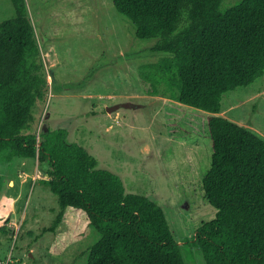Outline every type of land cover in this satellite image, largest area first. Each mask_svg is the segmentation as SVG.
I'll return each instance as SVG.
<instances>
[{"label":"trees","instance_id":"obj_1","mask_svg":"<svg viewBox=\"0 0 264 264\" xmlns=\"http://www.w3.org/2000/svg\"><path fill=\"white\" fill-rule=\"evenodd\" d=\"M112 1L138 37L156 39L151 50L161 56L139 67L149 90L208 113L212 153L202 183L217 211L190 241L206 264H264V137L221 113L227 92L264 75V0L225 8L224 0ZM12 2L15 15L0 21V159L48 166L42 181L60 209L43 232L66 222L61 250L97 229L88 264H187L160 203L128 191L68 128L30 130L49 79L26 0Z\"/></svg>","mask_w":264,"mask_h":264},{"label":"rangeland","instance_id":"obj_2","mask_svg":"<svg viewBox=\"0 0 264 264\" xmlns=\"http://www.w3.org/2000/svg\"><path fill=\"white\" fill-rule=\"evenodd\" d=\"M238 1L224 0L223 7ZM26 4L49 79L30 130L68 128L69 139L85 145L100 167L119 173L128 191L164 207L187 264H206L190 240L217 211L202 183L212 153L208 113L149 90L139 67L161 56L151 50L156 39L138 37L112 0ZM14 15L12 0H0V21ZM221 113L264 137V75L227 92ZM47 177L48 166L37 158L0 159V264H88L97 229L61 250L66 222L43 232L60 209L42 181Z\"/></svg>","mask_w":264,"mask_h":264}]
</instances>
